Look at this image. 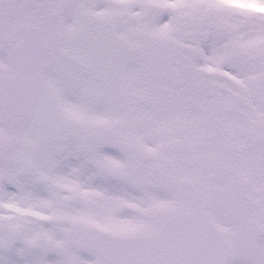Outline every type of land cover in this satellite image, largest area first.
<instances>
[{
	"label": "snow or ice",
	"instance_id": "6c2138e0",
	"mask_svg": "<svg viewBox=\"0 0 264 264\" xmlns=\"http://www.w3.org/2000/svg\"><path fill=\"white\" fill-rule=\"evenodd\" d=\"M0 264H264V0H0Z\"/></svg>",
	"mask_w": 264,
	"mask_h": 264
}]
</instances>
